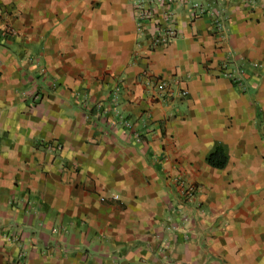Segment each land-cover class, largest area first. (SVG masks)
<instances>
[{
    "label": "crops",
    "instance_id": "crops-1",
    "mask_svg": "<svg viewBox=\"0 0 264 264\" xmlns=\"http://www.w3.org/2000/svg\"><path fill=\"white\" fill-rule=\"evenodd\" d=\"M135 1L0 0V264H264V0Z\"/></svg>",
    "mask_w": 264,
    "mask_h": 264
},
{
    "label": "built area",
    "instance_id": "built-area-1",
    "mask_svg": "<svg viewBox=\"0 0 264 264\" xmlns=\"http://www.w3.org/2000/svg\"><path fill=\"white\" fill-rule=\"evenodd\" d=\"M182 0H136L134 2V15L137 21V30L139 35L144 38H148L151 47L166 46L178 35V27L176 25L177 20V6ZM194 16L201 15L204 13L202 7H198L197 4L193 5ZM14 35L13 27L10 25H5L3 29L0 30V35ZM224 73L230 78L235 80H240V70L239 67L234 69L229 67V62L226 63ZM151 84V82L149 81ZM187 91H181L179 96L185 97ZM164 96V94H160ZM120 98V88L116 89L111 98V107L116 113H119L118 100ZM110 107V108H111ZM124 126L132 127L133 123L124 120ZM184 197L190 200L193 197L194 189L184 188ZM117 198V197H116Z\"/></svg>",
    "mask_w": 264,
    "mask_h": 264
},
{
    "label": "trees",
    "instance_id": "trees-1",
    "mask_svg": "<svg viewBox=\"0 0 264 264\" xmlns=\"http://www.w3.org/2000/svg\"><path fill=\"white\" fill-rule=\"evenodd\" d=\"M208 162L216 167L222 168L228 161L227 153L222 145L217 146L215 151L210 153L207 158Z\"/></svg>",
    "mask_w": 264,
    "mask_h": 264
},
{
    "label": "rangeland",
    "instance_id": "rangeland-1",
    "mask_svg": "<svg viewBox=\"0 0 264 264\" xmlns=\"http://www.w3.org/2000/svg\"><path fill=\"white\" fill-rule=\"evenodd\" d=\"M8 36H10V34H7ZM6 36V35H5Z\"/></svg>",
    "mask_w": 264,
    "mask_h": 264
}]
</instances>
